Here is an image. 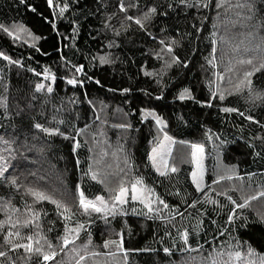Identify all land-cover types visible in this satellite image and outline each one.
<instances>
[{"label":"trees","instance_id":"obj_1","mask_svg":"<svg viewBox=\"0 0 264 264\" xmlns=\"http://www.w3.org/2000/svg\"><path fill=\"white\" fill-rule=\"evenodd\" d=\"M0 26V264L264 255V0H0ZM160 137L202 146L199 188Z\"/></svg>","mask_w":264,"mask_h":264},{"label":"rangeland","instance_id":"obj_2","mask_svg":"<svg viewBox=\"0 0 264 264\" xmlns=\"http://www.w3.org/2000/svg\"><path fill=\"white\" fill-rule=\"evenodd\" d=\"M232 50V49H228ZM161 140V141H160ZM160 141V142H159ZM172 141L168 142L166 139H163V137H160V139L156 142V144H153L152 146V163L154 164L153 167L158 171V173H161L165 171H171L172 169H175L181 165H192L194 167L193 176L195 181L197 182L196 185L200 186V183H202V175L205 174V172L208 170L204 169V172H201L202 170V163H203V157L205 155L203 154V148L200 145H183L184 147L188 146L187 153L185 156L183 155L184 151L183 149L181 152L175 156L173 155L172 149H171ZM198 147H193V146ZM202 149V150H201ZM202 167H201V166ZM199 166V167H198ZM195 174V175H194ZM129 178L131 181V178H134L132 174ZM217 179V181L221 180ZM133 185L130 188L132 191L135 190L137 192H141L142 185L140 184V181H136L135 179L132 180ZM199 181V182H198ZM139 193H137L138 195ZM263 195V194H262ZM261 195V196H262ZM131 199V196L129 197ZM122 199L124 201V197L122 196ZM116 201L122 205L120 200ZM113 198L108 199L106 202H104L105 207H114L112 206L113 202H116ZM261 205V202L259 200L253 201L250 206L257 207ZM128 209H131L129 207ZM184 264L187 263L183 262ZM190 264H264V255L256 254L255 251H253L249 246L243 244V242H235L234 244L230 245L229 247H223L220 250L211 249L208 251L207 255L205 257H200L194 261H191Z\"/></svg>","mask_w":264,"mask_h":264},{"label":"snow or ice","instance_id":"obj_3","mask_svg":"<svg viewBox=\"0 0 264 264\" xmlns=\"http://www.w3.org/2000/svg\"><path fill=\"white\" fill-rule=\"evenodd\" d=\"M50 2H51V0H50ZM63 11V10H62ZM152 11L154 12L155 11V9H152ZM137 23H140V21H137ZM0 27H2V26H0ZM0 55H3L2 53H0ZM5 59H7V57H5ZM247 63H251V60H249V61H247ZM247 75H251V73H248ZM69 83H74V81H69ZM38 87H43L42 85H40V86H38ZM49 91H51V89H49ZM184 97H183V95L181 96V99H183ZM225 111H231V109H225ZM159 122V121H158ZM37 127H39V125H37ZM193 147H198V146H193ZM202 150V149H201ZM173 171H175V169H173ZM3 173L2 172H0V175H2ZM195 175V174H194ZM14 182V181H13ZM197 187L199 188V185H197ZM126 190H124V189H122L121 190V196H118L117 197V200H120L121 201V203H123L124 201H123V199H122V196H123V194H124V192H125ZM35 195H37V196H39V198H41V199H47V197L46 196H44L42 193H34ZM137 197H133V199H136ZM98 199H101V198H98ZM54 203H55V201H54ZM80 203H81V205H83V207L87 210L89 207H91L93 210H95V211H97V212H99V211H101V209L100 208H97L96 206H95V204H93L91 201H88V202H85V200L83 199V194L81 193V201H80ZM242 206V205H241ZM63 242H64V244L65 245H67L68 243H71V241H68L67 240V238L65 237L64 238V240H63ZM112 243H115L114 241L112 242ZM28 247V250L29 251H31V246L29 245V246H27ZM36 251L37 252H39L40 250L39 249H36ZM165 251H168L167 249H165ZM0 255H4V253H2V252H0ZM53 255H55V254H53ZM53 257H51V256H45L44 257V259L45 260H49V259H52Z\"/></svg>","mask_w":264,"mask_h":264}]
</instances>
